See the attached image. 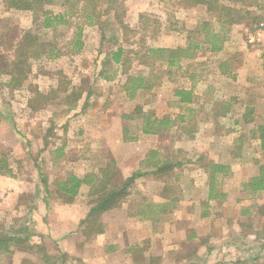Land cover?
I'll return each instance as SVG.
<instances>
[{"label": "rangeland", "instance_id": "obj_1", "mask_svg": "<svg viewBox=\"0 0 264 264\" xmlns=\"http://www.w3.org/2000/svg\"><path fill=\"white\" fill-rule=\"evenodd\" d=\"M122 1L128 33L123 35L112 19L103 40L99 27L84 26L82 48L74 51L70 41L81 24L74 18L72 25L42 35L43 40L53 39L64 55L30 61L20 88H9V78L0 74V159L7 157L14 175L0 176V237L24 240L6 245L10 251L0 253V264H264V240L257 236L264 224V196L256 204L244 199L242 190L264 166V152L247 134L264 122V101L257 97L244 102L256 108L255 123L240 119L244 99L233 102V119L216 115L230 97L242 98L236 88L246 77L256 83L254 94L264 85V31L249 38L264 22V0H217L241 10L243 17L226 34L223 50H198L171 69L160 62L144 66L133 55L148 47L201 42L203 24L219 31L216 15L205 6L185 8L182 0ZM106 21L100 18L101 25ZM30 23V15L7 10L0 0V71ZM118 46L131 59L126 74L121 66L107 64ZM239 67L242 74L234 82L222 74ZM137 73L148 76L150 84L130 99L123 86L126 75ZM178 89L191 90L192 103H178ZM71 93L80 98L70 110ZM124 114L134 119L124 120ZM144 116L173 124L144 135ZM123 127L134 140H123ZM244 141L249 145L242 151ZM58 148L63 149L61 156ZM110 160L118 174L115 184L134 171L150 172L147 166L154 160L173 168L136 179L121 205L100 217L103 233L88 237L82 225L91 199L88 186L67 202L54 194L55 183L69 173L100 175ZM210 163L226 164L231 172L220 185L227 196L204 207ZM154 203L172 207L156 221L133 215L139 205ZM245 210L249 214L241 216ZM203 211L207 216L201 218Z\"/></svg>", "mask_w": 264, "mask_h": 264}, {"label": "trees", "instance_id": "obj_2", "mask_svg": "<svg viewBox=\"0 0 264 264\" xmlns=\"http://www.w3.org/2000/svg\"><path fill=\"white\" fill-rule=\"evenodd\" d=\"M2 3L7 10H13L19 13H26L31 18V28L25 30L19 40L13 46V57L11 60L3 62L0 74L9 78L7 86L9 88H20L30 73V61L39 60L42 58L56 59L64 52H60L54 40L46 41L42 39L43 33L46 31H56L57 28L72 25V19H80L81 24L76 26V32L70 41V49L80 51L82 41L80 34L84 26H97L101 31V40L105 38L104 28L110 25L109 20L112 19L118 25L121 33L124 35L131 31L128 25L123 21L125 14L122 0H2ZM185 8H194L197 6H205L206 12L214 13L216 21L219 23V31H212L208 23L203 24V38L201 42L189 41L186 46L168 48V47H148L143 54L135 52L133 58L139 60V63L152 67L156 62L165 63L168 69L178 68L183 59H192L194 53L198 50H206L210 53H219L223 50V44L227 40L226 34L229 32L232 25L237 24L242 17V11L234 7L219 4L217 0H182ZM51 7H59V11L51 9ZM248 13V12H246ZM107 17V21L101 25L100 18ZM143 18L140 16V19ZM126 50L118 46L116 50L110 53V58L107 60L114 65H119L123 68L122 73L126 74L128 64L131 59L126 55ZM223 64L219 67L222 68ZM103 70L99 72L102 76ZM226 73V72H222ZM124 88L130 99L135 96L138 90H145L149 87L150 79L142 73L137 75H126ZM105 80L110 79L105 77ZM264 91V89H263ZM35 92V96L41 99H47L46 95ZM174 95L178 98L180 104H190L193 100V92L191 90L178 89ZM264 95V92H263ZM73 100L70 103L69 109H73L80 94H69ZM74 103V104H73ZM224 112V108L219 110ZM124 120H132L134 116L131 114L122 115ZM182 119V118H181ZM243 120L249 121L245 115ZM173 124V121L168 119L151 118L144 116L142 121V133L144 135H155L160 133L162 126ZM123 140L132 141L134 139L128 137V129L122 128ZM254 136L259 142L260 151L264 152V124H259L254 128ZM57 156L63 153L62 148L56 149ZM7 157L4 155L0 159V176H8L13 178V172L8 168ZM180 165V164H178ZM147 167L152 168L150 172L134 171L128 177L122 180L120 184H115L117 170L113 160L107 164L106 168L101 170L100 175L89 173L83 177H79L73 173L61 181L55 183L54 194L64 197V201L72 202L78 195L83 185L88 186L89 209L82 225L85 226L86 235L88 237L101 234L104 231V225L100 217L111 210L118 208L121 203L129 195L130 187L136 179L144 177L150 173H164L173 168V165L160 160L151 161ZM231 169L228 165L219 163H210L207 165V197L204 202V207L208 206L211 201H222L225 198V193L220 190L222 181L229 176ZM42 177V176H41ZM42 184L44 190L49 193L47 180L43 176ZM243 192L246 193V198L252 200L257 194L264 191V166L258 168L256 176L242 185ZM172 203V201H171ZM171 203H158L139 205L134 212V216L141 219L158 220L161 214L170 212ZM174 204V203H173ZM207 216L206 212L200 214L201 218ZM26 231V229H24ZM23 231V230H22ZM258 238L264 240V224L259 232ZM194 237V235H192ZM11 242L20 245L24 240L18 238L0 237V253H9L10 250L6 247ZM211 251V248H208Z\"/></svg>", "mask_w": 264, "mask_h": 264}, {"label": "crops", "instance_id": "obj_3", "mask_svg": "<svg viewBox=\"0 0 264 264\" xmlns=\"http://www.w3.org/2000/svg\"><path fill=\"white\" fill-rule=\"evenodd\" d=\"M220 68V67H219ZM223 74V73H222ZM224 74H227V77H230V79L234 82L236 79H237V76L239 75V76H241V74H242V69H241V67H239V69H237V70H234L233 72H231V70L227 73H224ZM256 80L257 81H259V78L257 79L256 78ZM253 78L252 77H246V80H245V82H243L244 84L242 85V86H238L237 88H236V90L238 91V93H237V95H239V97H242V98H236V97H233V98H231L230 97V99L229 100H226V101H224L223 102V108H224V112H222V113H220L219 111L218 112H216V115H217V117H222V119H226V118H230V120L231 119H233L234 117V114L232 113V111H233V107H232V105H233V102H236V101H238V99H239V101L242 99H244L243 101H240L241 102V104H240V107L241 106H243V107H241V115H240V119H242L243 120V118L245 117V115L248 117V119L251 121V122H253V123H255L254 121L255 120H252L253 118L254 119H257L256 118V116H254V115H256V113H257V111L255 110L256 108H254V105L252 106V105H246V104H244V102H246V103H249V102H252V100L253 99H256L257 97H259L261 100H263L264 101V95H263V89H264V85H263V87L261 88V91H259V93H256V94H254L253 92L256 90L255 88H256V83H254L253 84ZM235 87H236V85H233L232 87H231V89H232V91H234L235 90ZM255 89V90H254ZM194 94H195V92H194ZM231 95V94H230ZM238 104V103H237ZM235 111V110H234ZM251 118V119H250ZM264 119V118H263ZM260 120V119H259ZM250 124H252V123H250ZM259 124H264V122H262V123H258L257 125H259ZM256 125V126H257ZM255 126V127H256ZM251 134V137L252 138H255V140H257L256 139V137L254 136V127L253 128H251V130H249V132H247V134ZM247 145H249V142H243V144H242V146H244V147H241V149L240 150H246V146ZM256 145H258V148H259V142H258V140H257V143H256ZM248 147V146H247ZM235 150H237V148L235 149ZM260 150V149H259ZM239 153V152H238ZM226 165V164H225ZM226 193V192H225ZM226 196H227V194H225ZM264 196V191H262V195L260 196V195H256V197L254 198V199H252V200H250V201H253V202H255L256 204H257V201H258V203H259V201H262L260 198L261 197H263ZM244 199H247L246 198V196L244 197ZM248 200V199H247ZM249 213H248V211L247 210H245V211H243L242 212V215L241 216H247Z\"/></svg>", "mask_w": 264, "mask_h": 264}, {"label": "built area", "instance_id": "obj_4", "mask_svg": "<svg viewBox=\"0 0 264 264\" xmlns=\"http://www.w3.org/2000/svg\"><path fill=\"white\" fill-rule=\"evenodd\" d=\"M263 31H264V22L259 25L258 29H256V31L253 34H251L249 36V38L250 39H255L257 37H261L262 36L261 32H263Z\"/></svg>", "mask_w": 264, "mask_h": 264}]
</instances>
